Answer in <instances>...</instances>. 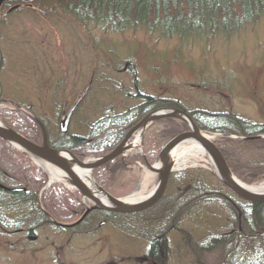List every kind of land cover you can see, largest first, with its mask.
I'll use <instances>...</instances> for the list:
<instances>
[{
  "label": "rangeland",
  "instance_id": "1",
  "mask_svg": "<svg viewBox=\"0 0 264 264\" xmlns=\"http://www.w3.org/2000/svg\"><path fill=\"white\" fill-rule=\"evenodd\" d=\"M11 7L0 9V122L4 125L25 107L44 119L48 136L54 139L63 113L85 89L68 134L87 135L89 126L105 112L119 113L140 103L137 94L173 99L187 110L231 112L247 122L264 123V20L229 36L208 33L178 38L143 27L121 32L86 29L51 4L26 2L15 10ZM181 122L160 119L142 134L134 133L130 142L140 136L125 158L128 164L122 176L100 185L118 198L154 188L157 175L143 160L158 163V152L169 139L154 158L147 159L145 151L156 147L154 140L163 131L187 130ZM32 133H36L34 140L40 138L35 130ZM212 134L214 141L224 136ZM8 149L2 151L15 153L23 165L45 175L41 196L42 189H48L47 172L15 147ZM262 182L264 176L247 184ZM70 190L72 195L78 193ZM189 191L194 193L179 203V196ZM204 191L209 193L201 194ZM229 196L213 167L188 162L174 169L155 205L140 214H115V224L96 223L89 229L85 228L88 222L75 229L46 224L31 234L27 229L23 233L18 227L0 226V264H149L144 257L151 255L152 241L160 260L154 264H223L225 256L201 245L214 233H226L232 220L226 206ZM62 212L56 211L57 218Z\"/></svg>",
  "mask_w": 264,
  "mask_h": 264
},
{
  "label": "trees",
  "instance_id": "2",
  "mask_svg": "<svg viewBox=\"0 0 264 264\" xmlns=\"http://www.w3.org/2000/svg\"><path fill=\"white\" fill-rule=\"evenodd\" d=\"M26 2L51 4L69 14L86 29L95 26L110 32H121L143 27L149 32L157 31L164 37L181 38L208 33L229 36L264 20V0H3L1 7L11 4L10 9L15 10ZM136 97L141 99L140 103L119 113L110 109L89 126L85 136L61 134L60 131L54 139L48 136L50 146L68 149L79 159L88 155L102 156L114 149L146 113L161 107H176L186 110L200 130L224 135L214 143L238 179L247 183L264 176V123L247 122L231 112L187 110L169 98L143 94H137ZM39 117L46 125L44 119ZM6 125L30 140L40 142V138L34 140L36 133H32L35 130L39 135L37 126L25 114H15L14 120L9 119ZM177 131L160 133L154 140L156 147L145 151L147 159L154 158L160 146L180 132ZM230 135L239 139L227 138ZM255 135L262 137L249 138ZM0 143L6 145L0 147V184L26 189L19 193H8L0 189V226L25 227L28 234H31L39 227L51 224L46 212L60 223L76 220L82 212L76 198L61 186H50L42 191L39 198V189L45 182V175L39 169L23 165V160L15 156V153L12 156V152L2 151L5 148L9 150L10 145L1 139ZM124 170V164L116 158L95 168L92 175L99 184H104L109 179L122 176ZM28 180L34 184H25ZM227 192L231 197L226 198V206L232 219L227 231L225 234L210 235L201 246L206 251L216 250L220 257L225 256L223 264H264V203H248ZM192 193L189 191L179 196V203L190 198ZM204 193L209 192L201 194ZM58 210L63 211L59 214L60 218L56 215ZM10 214H15V218ZM237 236L240 239L237 240ZM241 242L245 247L243 250L239 247ZM155 244L156 241L151 242L149 252H153Z\"/></svg>",
  "mask_w": 264,
  "mask_h": 264
},
{
  "label": "water",
  "instance_id": "3",
  "mask_svg": "<svg viewBox=\"0 0 264 264\" xmlns=\"http://www.w3.org/2000/svg\"><path fill=\"white\" fill-rule=\"evenodd\" d=\"M3 0H0V6ZM83 94L77 98L75 103L69 109L66 114L63 123L61 125V130L65 132L67 130L68 122L71 117L72 112L77 107ZM32 120L37 125L40 131L41 141L40 144H36L25 136H23L16 129L11 126L4 125L0 122V138L28 157L37 158L43 162L49 163L52 166L60 169L65 173L67 181L81 194L83 198H86L93 204L90 207H86L84 213L81 217L74 223H79L86 214L91 209H101L107 211H113L117 213H133L142 211L146 208L153 206L159 199L163 196L164 191L167 187L168 179L170 173L173 171V161L171 159V151L176 148L179 144L187 140L197 141L203 150L209 157L212 167L214 168V174L218 181L228 189L232 194H234L239 199L246 201L248 203H264V192L251 191L244 187L242 182L235 177L231 169L227 165L221 152L211 139L204 131H201L195 122L192 120L190 115L174 107H164L153 110L145 114L125 135L122 141L108 154L98 157L95 161L79 160L75 155L66 149H60L51 147L47 141V134L45 127L41 120L33 115H30ZM160 119H176L183 121L187 125V130L182 131L172 139H170L160 150L158 154L159 167L155 168L150 165L146 159L143 160L145 167L157 174V182L153 191L147 195L143 200L138 202H126L124 198H118L110 195L102 187H100L94 180L93 185L96 191H92L71 169V164H76L82 168L88 169L91 172L94 168L101 166L110 160L118 157L124 151L132 148L129 144V139L135 132H140L141 134L147 128L149 124L153 121ZM259 136L251 137L256 138ZM67 155L69 158H66ZM32 159V158H31ZM0 187L7 192L15 193L24 191L23 188H6L2 185ZM55 222L54 220H52ZM59 224V223H58ZM73 225V224H72ZM67 225V226H72Z\"/></svg>",
  "mask_w": 264,
  "mask_h": 264
},
{
  "label": "bare ground",
  "instance_id": "4",
  "mask_svg": "<svg viewBox=\"0 0 264 264\" xmlns=\"http://www.w3.org/2000/svg\"><path fill=\"white\" fill-rule=\"evenodd\" d=\"M139 135L136 134L135 139H133L131 143V146H135L137 144ZM171 159L174 162V169H180L183 166L186 165V163H202L209 165L212 167V163L208 156L206 155V152L203 150V148L200 146V144L195 140H187L181 144H179L176 148H174L171 151ZM66 158H69L67 155H65ZM32 160L39 165L42 169H44L48 176L49 181L52 182H60L64 185L68 186L67 177L64 172H62L60 169L52 166L49 163L43 162L37 158L31 157ZM159 164L157 163L155 165V168H158ZM71 169L74 171V173L92 190L96 191V188L93 185L92 178L90 176V172L88 169L82 168L76 164H71ZM245 188L256 191V192H264V182L260 184H252L249 185L247 183H242ZM153 189V188H152ZM152 189L148 191L147 193H143L145 188H142V190L135 191L131 195L124 198V201L126 202H138L140 200H143L148 194L151 193Z\"/></svg>",
  "mask_w": 264,
  "mask_h": 264
},
{
  "label": "flooded vegetation",
  "instance_id": "5",
  "mask_svg": "<svg viewBox=\"0 0 264 264\" xmlns=\"http://www.w3.org/2000/svg\"><path fill=\"white\" fill-rule=\"evenodd\" d=\"M58 127H60V124L58 125ZM47 141H49L48 137H47ZM49 143V142H48ZM76 196L73 194V196L76 198V200L80 203V207H79V210L82 209V212L81 214L79 215V217L84 213L86 207H90L92 205L91 202H89L88 200L86 199H83L78 193H75ZM86 200L88 202L89 205L85 204V201ZM145 211V210H143ZM67 212H68V209H67ZM115 214H119L118 216L122 215V216H127L129 214H124V213H117V212H113V211H107V210H101V209H91L87 214L86 216L77 224H74L78 219L79 217L72 221V222H69V223H64L65 226H62V227H59L61 229H75V228H80L81 226L90 223L88 226H86L85 228L86 229H89L92 227H94V225L97 223L99 224H104V223H112V224H115L114 223V220L112 218H114L115 216L117 217V215ZM106 218V219H105ZM109 218V219H108ZM101 219H105V220H101ZM101 220V221H100ZM73 224V225H72ZM67 225H72V226H67ZM151 244V242H150ZM151 255H146L144 257V261H146L147 263L149 264H154L156 262H159V258H157L158 254L157 252L155 253L154 250L153 252H150Z\"/></svg>",
  "mask_w": 264,
  "mask_h": 264
}]
</instances>
